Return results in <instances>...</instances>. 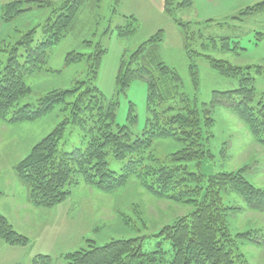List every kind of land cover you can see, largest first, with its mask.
<instances>
[{"label": "rangeland", "instance_id": "obj_1", "mask_svg": "<svg viewBox=\"0 0 264 264\" xmlns=\"http://www.w3.org/2000/svg\"><path fill=\"white\" fill-rule=\"evenodd\" d=\"M13 1L16 0H0V68L7 63L10 48L30 29L36 28L35 43L42 40L40 28L51 12L46 3L57 4L62 0L26 2L24 8L30 9L18 15L4 14L10 18L5 21L3 7ZM191 1V6L175 11L173 16L164 11L161 0L85 1L67 36L40 55L37 63L25 66L23 75L31 93L21 100L20 105H35L39 98L52 90L75 87L79 81L86 80L90 66L87 56L94 53L97 44H101L106 52L101 59L95 85L108 100L119 102L115 117L118 124H129L130 103L135 105L138 119L132 130L136 134L142 133L147 119V83L145 79H135L124 92H119L116 77L123 54L128 57L141 43L163 29L164 40L158 50L160 59L178 71L183 92L204 103L208 116L214 120L207 128L210 138L206 143L210 157L201 166L190 162L191 169L207 175L240 171L250 183L264 190V145L256 141L248 125L236 113L232 107L233 99L220 93L233 88L236 81L220 75L205 57L209 55L213 60H226L240 67L260 66L262 73H255V88L258 96L262 94L264 8L259 11H248L247 8L264 0ZM176 20L189 23L194 51L190 58L184 47V32ZM128 25L136 26V31L122 37L119 27ZM226 42L230 48L224 45ZM197 51L202 55L196 56ZM79 53L84 57L67 63L68 55L77 59ZM20 54L24 55L19 57L23 62L27 53L22 47ZM192 63L196 64L193 68L197 75L192 74ZM61 108L62 105H57L30 122L6 123L0 120V187L6 188L10 196L15 190L13 182L18 179L16 163L64 119L65 112ZM84 135L80 126L69 125L61 140V148L71 151L83 146ZM181 147L179 140L156 138L151 151L163 158ZM108 162L111 170L121 173L126 160L109 157ZM70 189L68 198L61 204L32 210L35 218L31 216L33 225L27 231L32 237L25 234L30 240V251L50 256L52 264H64V255L68 252L129 238H140L145 252L159 251L153 256L169 259L171 255L167 250L170 243L161 240L160 231L192 210L187 203L149 194L133 178L112 192L85 182L74 183ZM16 192V199L20 200L22 192L19 188ZM222 196L229 207L227 224L233 237L238 233H253L254 241L239 237L237 240L247 264H264V212L248 207L236 191L223 190ZM40 224L44 235L37 233ZM19 264L26 263L21 259Z\"/></svg>", "mask_w": 264, "mask_h": 264}, {"label": "trees", "instance_id": "obj_2", "mask_svg": "<svg viewBox=\"0 0 264 264\" xmlns=\"http://www.w3.org/2000/svg\"><path fill=\"white\" fill-rule=\"evenodd\" d=\"M30 1L16 0L4 5V20L10 19L4 14L18 15L30 9L24 8ZM85 1L47 2L46 7L51 8V12L40 28L42 40L35 43L36 28L30 29L10 48L7 63L0 68L1 121H35L57 105H62L65 112L64 119L16 163L19 182L26 187L34 207L49 208L61 204L68 198L74 183L85 182L112 192L133 178L149 194L187 203L192 210L160 231L161 240L170 243L169 259L153 256L159 251L145 252L140 238H129L68 252L64 255V264H247L237 240L239 237L254 241L253 233H238L235 238L230 233L227 224L229 207L224 203L222 191H236L248 207L264 212V190L250 183L240 171L207 175L191 169L190 162L201 166L210 157L207 128L214 120L208 116L204 103L183 92L178 71L160 59L158 50L164 40L163 29L141 43L128 57L123 54L116 77L119 92H124L135 79H145L147 83V119L142 133L136 134L132 130L138 119L135 105L130 103L129 124L120 125L115 120L119 102L108 100L95 85L106 52L101 44L87 56L90 66L86 80L79 81L75 87L52 90L35 105H20L31 93L23 75L25 66L37 63L40 55L67 36ZM191 5V0H163L164 11L170 16ZM263 8L264 2L247 9L259 11ZM176 21L184 32V47L190 58L193 49L189 23ZM135 31L136 26L119 27L122 37ZM226 43L224 45L230 48ZM21 47L27 53L23 62L19 59L24 56L20 54ZM197 55L202 52L197 51ZM77 56L75 59L68 55L67 63L84 57L80 53ZM205 57L220 75L236 81L233 88L220 93L233 99L232 107L236 113L248 125L256 141L264 145V92L258 96L255 88V73H262L260 66L240 67L226 60H213L209 55ZM194 66L196 64L192 63L191 68ZM192 74L197 75L194 68ZM69 125L84 130V144L66 151L61 148V140ZM156 138L179 140L182 147L160 158L151 151ZM109 157L126 160L121 173L108 167ZM0 240L10 246H30L29 238L17 231L1 212ZM32 264H52V259L38 254Z\"/></svg>", "mask_w": 264, "mask_h": 264}, {"label": "crops", "instance_id": "obj_3", "mask_svg": "<svg viewBox=\"0 0 264 264\" xmlns=\"http://www.w3.org/2000/svg\"><path fill=\"white\" fill-rule=\"evenodd\" d=\"M161 4H163V0H161ZM16 180L13 182L15 185V190L13 189L11 196L10 193L7 192L6 188L3 186L0 187V212L8 218L15 229L31 238L32 236H30V234L27 232L30 230V227L32 228L33 225L31 217L33 215L31 211L38 209L34 207L29 201L26 187L22 185L18 179ZM18 188L22 192V197L18 198L20 200L16 199V196L18 195L16 191ZM17 206H19V208H17ZM21 210L23 212H21ZM33 218L35 217L33 216ZM39 226L41 228L39 227L37 229L38 235H44V229H42V225L40 224ZM35 256L36 252L30 251L29 247L10 246L0 240V264H19L21 259H23L26 264H32L33 258Z\"/></svg>", "mask_w": 264, "mask_h": 264}]
</instances>
